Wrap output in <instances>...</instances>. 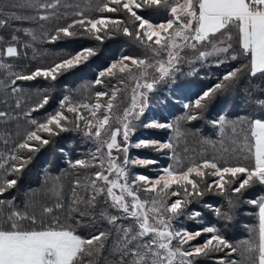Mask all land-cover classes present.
<instances>
[{
	"label": "snow or ice",
	"instance_id": "snow-or-ice-1",
	"mask_svg": "<svg viewBox=\"0 0 264 264\" xmlns=\"http://www.w3.org/2000/svg\"><path fill=\"white\" fill-rule=\"evenodd\" d=\"M146 11L148 15L164 13L167 18L153 22L146 18ZM61 19L65 22L51 32L46 29L47 22ZM24 23L35 24L41 32L16 26ZM7 28H11L7 37L0 35V74L4 76L0 79V127L6 129L2 133L6 151L0 152V197L17 186L33 154L53 137L76 132L92 147L84 158L68 163L74 169L94 171L74 181L68 209L82 219L87 209L96 210L99 197L109 210L99 212V217L111 230L77 234L55 215L56 210L65 209L63 202L42 206L37 215L27 203L17 206L14 198L0 199V264H85L86 258L109 249L116 264H198L200 258L220 252L239 257L224 264H264V195L246 201L258 209V225L249 228L250 238L238 244L215 226L190 231L183 223L185 218L201 217L200 210L189 206L210 194L226 195L228 210L222 212L210 203L204 207L230 221L234 200L257 185L264 187V115L237 121L220 115L209 121L220 133L219 149L215 141H203L217 149L213 155L185 160L178 154L179 140L185 135L180 121L203 119L216 94L231 87L241 74L264 79V0H98L84 7L75 0H27L11 5L10 11L0 8V30ZM117 35L128 37L146 54L119 57L94 79L93 85L103 90L84 99L64 95L56 111L42 120L35 118L33 113L44 109L51 96L45 90L40 101L27 107L29 94L19 82H54L85 64L96 51L88 47L64 53L48 66L28 72L14 71L13 63L4 58L28 57L31 49L36 60L39 44L80 38L103 42ZM241 57L247 63L184 103L183 116L167 122L146 115L150 93L158 86L174 84L178 74H185L184 65L191 76L197 64L220 65ZM121 97L128 100L123 108ZM259 104L264 107V100ZM140 128L171 130L174 135L167 141H134ZM133 149H150L172 162L160 166L158 159L130 155ZM188 151L185 147L184 152ZM149 167L155 175L133 171ZM52 191L59 195L55 186ZM202 236V242L193 243Z\"/></svg>",
	"mask_w": 264,
	"mask_h": 264
},
{
	"label": "trees",
	"instance_id": "trees-1",
	"mask_svg": "<svg viewBox=\"0 0 264 264\" xmlns=\"http://www.w3.org/2000/svg\"><path fill=\"white\" fill-rule=\"evenodd\" d=\"M26 2L27 0H0V8L10 11L11 5H23ZM75 2L84 7L90 2L96 3L98 0H75ZM21 11L25 14L29 12L28 9H21ZM145 15L146 18L153 22H160L167 18L164 13L148 15L146 11ZM64 22L63 19L49 21L45 27L51 32L53 27ZM16 26L33 28L37 34L41 32V29L35 24L24 23ZM10 32L11 28L0 30V35L7 37ZM37 43L39 44V42ZM233 46L234 48L236 47L235 44ZM88 47L93 48L96 51V55L91 57L85 64L60 76L56 81L37 79L35 81L19 82L24 91L29 94V96L25 97L28 101L27 107L40 101L45 94V90L46 94L51 96L49 104L44 109L33 113L35 118L42 120L46 113L56 111L59 100L69 93L79 99L94 96L97 90H103L102 86L93 85L99 71L104 70L111 62L123 55L144 56L146 54L145 50L138 47L128 37L117 35L113 38L105 39L103 42L91 38H80L64 40L55 44H39L36 60H32L33 53L31 49L28 50V57L21 56L18 60L4 58L5 62L13 63L14 71L28 72L36 67L48 66L64 53L74 54ZM242 62L247 63L241 57L238 60L228 61L220 65L205 63L200 66L197 64L196 71L191 76L186 74L190 69L187 65H184L183 71L185 74H178L174 84L158 86L154 93H150V107L146 111V115L149 119L154 117L157 121L167 120V122H173L177 117L185 114L184 103L194 100L202 91L219 82L223 74L235 67H240ZM2 72L3 70H0V73ZM3 78L4 76L0 74V79ZM107 86L106 84L104 87ZM121 99H123V103L120 104V108H123L127 105L128 100L124 97H121ZM261 100H264V79L260 77L250 78L246 74H241L231 87L216 94L203 119L188 122L180 121L181 130L185 133L179 140L178 154L180 157L186 160L188 157L199 158L213 155L220 147L219 141L221 137L218 130L213 128L209 121L217 119L220 115L226 116L230 121H237L241 118H259L264 115V107L259 104ZM0 107H3V105H0ZM5 130L0 127V152L6 151L2 143L4 139L2 133ZM173 135L174 133L171 130L140 128L134 134L133 140L167 141ZM205 139L215 141L217 149H213L210 145H205L203 143ZM91 147L76 132L61 133L59 136L53 137L49 145L42 147L39 152L33 154V159L24 170L17 186L6 192L0 199L14 198L17 206L27 203L29 210H34L37 215H40L42 206L54 207L55 203L63 202L66 205L65 209L56 210L55 215L59 217L63 224L72 227L77 234L90 236L93 232H109L111 226L99 217V212L109 210L105 208L102 199L99 197L97 198L96 210L87 209L88 215L82 219L68 209L74 181L78 177L83 180L94 171V169H74L69 165L68 161L84 158ZM185 147L189 149L188 153L184 152ZM130 155L140 158L158 159L160 166L172 162L162 153H157L150 149H133L130 150ZM133 171L150 176L156 174V171L151 167L134 168ZM54 186L59 195H57V192L52 191ZM78 193L85 198L87 197V193L82 190L78 189ZM260 195H264V187L257 185L247 190L239 201L234 200V207L229 211V215L232 217L230 221L224 220L222 216H217L214 211L204 207L205 203H210L214 208H221L222 212L227 211L228 201L226 195H207L189 206L190 210H200L202 213L201 217L195 220L185 218L184 226L190 231L200 230L206 226H215L233 244L248 240L250 235H252L249 228L258 225V209L254 205L246 203V201L257 198ZM93 216L96 217L95 220H92ZM75 220H80V223H75ZM228 259H239V257L237 255L228 257L225 256L224 252H220L211 257L200 258L198 264H224ZM88 260H91L92 264H116V259L110 249L102 251L100 255L86 258L85 264H88Z\"/></svg>",
	"mask_w": 264,
	"mask_h": 264
},
{
	"label": "rangeland",
	"instance_id": "rangeland-1",
	"mask_svg": "<svg viewBox=\"0 0 264 264\" xmlns=\"http://www.w3.org/2000/svg\"><path fill=\"white\" fill-rule=\"evenodd\" d=\"M185 227V226H184ZM207 235V234H206ZM205 238V236H202L200 238L197 239V241H193V243H199L202 242V240Z\"/></svg>",
	"mask_w": 264,
	"mask_h": 264
}]
</instances>
